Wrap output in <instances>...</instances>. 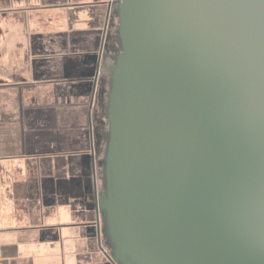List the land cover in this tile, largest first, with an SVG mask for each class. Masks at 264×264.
<instances>
[{
  "label": "water",
  "instance_id": "95a60500",
  "mask_svg": "<svg viewBox=\"0 0 264 264\" xmlns=\"http://www.w3.org/2000/svg\"><path fill=\"white\" fill-rule=\"evenodd\" d=\"M116 13L105 194L81 214L106 264H264V0Z\"/></svg>",
  "mask_w": 264,
  "mask_h": 264
},
{
  "label": "crops",
  "instance_id": "0c3cea01",
  "mask_svg": "<svg viewBox=\"0 0 264 264\" xmlns=\"http://www.w3.org/2000/svg\"><path fill=\"white\" fill-rule=\"evenodd\" d=\"M109 2L0 0V264L26 261L12 250L20 242L40 256L50 252L51 264H106L79 224L73 152L90 109L69 69L73 55L102 35ZM44 117H51L54 144L30 137V125Z\"/></svg>",
  "mask_w": 264,
  "mask_h": 264
},
{
  "label": "flooded vegetation",
  "instance_id": "af4514ba",
  "mask_svg": "<svg viewBox=\"0 0 264 264\" xmlns=\"http://www.w3.org/2000/svg\"><path fill=\"white\" fill-rule=\"evenodd\" d=\"M119 0H110L108 14L101 36L97 37L87 49L77 52L70 60L72 87L78 97H88L89 124L87 133L78 141L73 152L76 157V185L79 188L76 203L82 204V213L87 208H94L96 198L105 194V157L109 139V122L107 118L108 98L111 86V69L121 51L118 37L117 8ZM108 21V24H107ZM106 28V29H105ZM50 61V60H49ZM47 62V61H46ZM95 69L96 75L91 76ZM73 78V79H72ZM89 82V83H87ZM89 84V85H88ZM94 86V89H93ZM93 90V92H91ZM78 163L82 164L78 166ZM73 179V177H72ZM86 197V198H84ZM90 213V212H88ZM92 213V212H91ZM93 217L95 216L94 213ZM100 222L103 213L100 212ZM95 218V217H94ZM79 223L90 236L96 239V221L94 225Z\"/></svg>",
  "mask_w": 264,
  "mask_h": 264
},
{
  "label": "rangeland",
  "instance_id": "374dc122",
  "mask_svg": "<svg viewBox=\"0 0 264 264\" xmlns=\"http://www.w3.org/2000/svg\"><path fill=\"white\" fill-rule=\"evenodd\" d=\"M40 118V115H39ZM39 125L42 126V129L39 128ZM30 128L34 130V134L35 135H31L30 137H34L36 139V141L38 142H52L54 144L55 142V137H56V131L53 130V123L51 121V117L49 118H45L43 119L42 123H39L38 125H30ZM44 130V131H43ZM43 133H42V132ZM13 136V135H12ZM13 247H17L18 251H22L21 255H17L18 257H20L21 259L24 260V258L28 259L29 264H37L38 260H42L43 264H51V255L50 252H45V254H43V256H40L41 251L39 249H34L32 252L29 251V248L26 244H24L23 242L18 243L16 246H12V250ZM59 250L58 252H60V245H58ZM15 248V249H17ZM68 249L67 245H66V250ZM17 251V250H15ZM67 252V251H66ZM34 253H38V255H35ZM27 259L26 261L23 262V264L27 263ZM11 264H13V261L11 260Z\"/></svg>",
  "mask_w": 264,
  "mask_h": 264
}]
</instances>
